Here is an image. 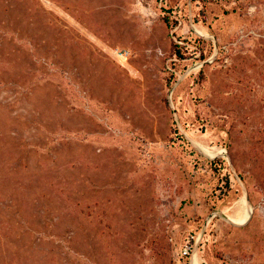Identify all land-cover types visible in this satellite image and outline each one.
<instances>
[{
    "label": "rangeland",
    "instance_id": "1",
    "mask_svg": "<svg viewBox=\"0 0 264 264\" xmlns=\"http://www.w3.org/2000/svg\"><path fill=\"white\" fill-rule=\"evenodd\" d=\"M0 25V74L35 82L0 87V207L58 198L85 246L0 264H264V0H0Z\"/></svg>",
    "mask_w": 264,
    "mask_h": 264
},
{
    "label": "trees",
    "instance_id": "2",
    "mask_svg": "<svg viewBox=\"0 0 264 264\" xmlns=\"http://www.w3.org/2000/svg\"><path fill=\"white\" fill-rule=\"evenodd\" d=\"M7 37H11V40L9 41H18L14 30H5L0 25V39H3L4 41ZM178 56L183 57L180 51H178ZM8 83L11 85L16 84L19 88L17 91L18 93L24 89H33V85L35 84L32 80L21 81L16 80L15 78L9 80V76L7 78L5 75L2 76L0 74V87H9L10 85ZM67 84L65 85L67 86ZM66 131L67 129L65 132H48L49 138L43 145H40L37 141H23V143L19 142L17 144L25 148L32 144V151L34 150L35 153L49 155L52 151V146L55 145L58 140L66 139ZM23 158L24 159L17 161L18 164L13 166L11 171L15 170L17 173L27 171L30 167L28 160L30 158V150H28L27 156H23ZM53 161L56 162V160ZM222 161L223 159L219 158L213 162L218 163ZM215 169L219 173L222 171L221 166H215ZM9 194L10 196H8L5 200V207H0V223L10 224L11 229L0 236V252H3V247H6L11 249L17 256L24 255L25 257L33 259L38 257H62L60 255L63 252L65 258L78 260L80 262L83 260V256H85V253H83L85 246L81 241H78L79 239H77V233H75V231L70 229L68 226H66L67 228L62 227L61 223L63 221L61 220L60 215H58L57 220H54L56 215H51L52 212L57 210V204H59L57 201L58 198L51 197L47 193L31 198L32 202L41 198L44 199V202H46L44 210L37 209L34 211V209L23 207V198L15 195V192H11ZM47 239L49 240L47 241ZM45 243H55V245L46 247Z\"/></svg>",
    "mask_w": 264,
    "mask_h": 264
},
{
    "label": "bare ground",
    "instance_id": "3",
    "mask_svg": "<svg viewBox=\"0 0 264 264\" xmlns=\"http://www.w3.org/2000/svg\"><path fill=\"white\" fill-rule=\"evenodd\" d=\"M241 202L238 203V205L236 207L237 211L234 214H232V218H233L232 220L233 221L237 220L235 222L243 224V223H246L248 221L249 217L251 216L252 210L249 209L248 207H246V204L243 201H241ZM245 216H246V218L244 219ZM194 263H195V260L193 261V264ZM195 264H200L197 259H196Z\"/></svg>",
    "mask_w": 264,
    "mask_h": 264
},
{
    "label": "water",
    "instance_id": "4",
    "mask_svg": "<svg viewBox=\"0 0 264 264\" xmlns=\"http://www.w3.org/2000/svg\"><path fill=\"white\" fill-rule=\"evenodd\" d=\"M247 200H248V203H249L248 194H247ZM224 218H225L228 222H230V223H232V224L244 225V224H247V222L250 220L251 216L249 217L248 221H247L246 223H243V224L237 223V222L233 221L230 217H227V216H225ZM193 261H194V258H192V264H193Z\"/></svg>",
    "mask_w": 264,
    "mask_h": 264
},
{
    "label": "built area",
    "instance_id": "5",
    "mask_svg": "<svg viewBox=\"0 0 264 264\" xmlns=\"http://www.w3.org/2000/svg\"><path fill=\"white\" fill-rule=\"evenodd\" d=\"M188 251V249L187 248H185V252H187Z\"/></svg>",
    "mask_w": 264,
    "mask_h": 264
}]
</instances>
